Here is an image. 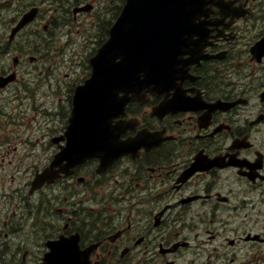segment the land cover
<instances>
[{
  "label": "flooded vegetation",
  "instance_id": "1",
  "mask_svg": "<svg viewBox=\"0 0 264 264\" xmlns=\"http://www.w3.org/2000/svg\"><path fill=\"white\" fill-rule=\"evenodd\" d=\"M34 4L14 7L7 27L33 6L40 11L13 42L0 37V76L16 75L0 88V230L18 219L22 264H44L43 238L75 236L86 264H264V52L255 48H264V0L215 8L203 56L180 86L186 109L164 104L174 90L127 107L124 118L140 124L124 137L149 134L138 157L105 172L99 158L88 159L30 194L31 177L67 140L71 78L86 75L69 61L81 48L68 50L61 37L86 31L101 7ZM22 34L23 46H14ZM16 176L25 179L7 190Z\"/></svg>",
  "mask_w": 264,
  "mask_h": 264
},
{
  "label": "water",
  "instance_id": "2",
  "mask_svg": "<svg viewBox=\"0 0 264 264\" xmlns=\"http://www.w3.org/2000/svg\"><path fill=\"white\" fill-rule=\"evenodd\" d=\"M208 4L209 0H127L109 38L91 59L93 76L77 90L74 120L83 114L94 121L95 116L100 118L96 128L101 129L97 141L80 144L82 154L101 150L112 160L128 150L119 142L120 125L114 126L111 119L131 99L174 88L185 77L192 59L184 55L195 54L194 35L203 31L206 21L199 19L208 15Z\"/></svg>",
  "mask_w": 264,
  "mask_h": 264
},
{
  "label": "rangeland",
  "instance_id": "3",
  "mask_svg": "<svg viewBox=\"0 0 264 264\" xmlns=\"http://www.w3.org/2000/svg\"><path fill=\"white\" fill-rule=\"evenodd\" d=\"M25 0H16V3L14 2H9L8 0H0V32L2 30V25L5 26V24L11 19V16H12V12L8 9L9 7H16L18 6L17 9H19L20 7H22V4L24 3ZM40 1V0H38ZM108 1H111V0H106V5H107V2ZM3 2V4H2ZM105 5V6H106ZM15 12V10H14ZM98 26L96 25V28L95 27H92L90 29V31H85L82 35H92L93 37L91 38L92 40H89L87 44H83L82 45V49L80 52H86L88 49L89 51L91 50L92 51V47L95 46L96 44L93 43V39L95 37L98 36ZM26 34H30V33H26ZM35 35V34H33ZM27 35H22V40L20 39L18 42H16L14 44V46L16 47H21V42L23 41V39L26 37ZM82 40V37L78 34V32H74L73 34V42L74 44L76 43H79V41ZM87 40V39H85ZM83 40V41H85ZM10 177L7 178V180L9 179ZM10 181V180H9ZM15 236H16V240L19 242V239L20 238H24V236H26V234H24L23 232H17L15 233ZM27 242H31V241H28ZM13 245L12 242H7L6 245H5V248H4V252H12L13 249L12 247H10V245ZM5 244V243H4ZM18 245V244H17ZM0 264H18L17 261L15 262V260L12 258V257H9V258H6L4 257L1 253H0Z\"/></svg>",
  "mask_w": 264,
  "mask_h": 264
},
{
  "label": "bare ground",
  "instance_id": "4",
  "mask_svg": "<svg viewBox=\"0 0 264 264\" xmlns=\"http://www.w3.org/2000/svg\"><path fill=\"white\" fill-rule=\"evenodd\" d=\"M115 7H117V4L115 3V2H112V3H110L109 5H108V9H113V8H115ZM34 34H36V33H34ZM33 36H35V35H33ZM42 40V39H41Z\"/></svg>",
  "mask_w": 264,
  "mask_h": 264
}]
</instances>
